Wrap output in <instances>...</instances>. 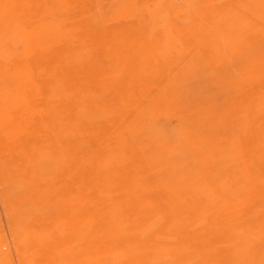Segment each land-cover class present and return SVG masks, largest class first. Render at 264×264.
Wrapping results in <instances>:
<instances>
[{
    "label": "bare ground",
    "instance_id": "bare-ground-1",
    "mask_svg": "<svg viewBox=\"0 0 264 264\" xmlns=\"http://www.w3.org/2000/svg\"><path fill=\"white\" fill-rule=\"evenodd\" d=\"M237 3L0 0V264H264V0Z\"/></svg>",
    "mask_w": 264,
    "mask_h": 264
},
{
    "label": "rangeland",
    "instance_id": "rangeland-1",
    "mask_svg": "<svg viewBox=\"0 0 264 264\" xmlns=\"http://www.w3.org/2000/svg\"><path fill=\"white\" fill-rule=\"evenodd\" d=\"M190 1L194 3L193 6H196V7L204 6L205 7V2L207 0H190ZM219 1H222V0H219ZM96 2L110 12L111 21H113L115 19L114 17L116 14V9H118L119 4L121 5L122 2H128V0H96ZM237 4H240V7L239 6L238 7L240 8V12H241L240 22H242V20L247 19V16L251 14L254 8L251 6V0H238ZM237 4H235V6ZM241 4L246 5L248 8L244 10ZM150 6L153 7L154 6L153 3H151ZM242 12H244V14H242ZM130 14H132V12ZM130 14L129 16H126V18L128 17L130 19ZM4 192H5V189L0 181V225L2 226L3 231L7 235V237L11 239L12 231H11V227L8 222L9 218H8V214L5 209V204L3 200Z\"/></svg>",
    "mask_w": 264,
    "mask_h": 264
}]
</instances>
